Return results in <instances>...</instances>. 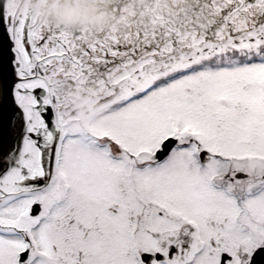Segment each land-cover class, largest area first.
<instances>
[{"label":"snow or ice","instance_id":"1","mask_svg":"<svg viewBox=\"0 0 264 264\" xmlns=\"http://www.w3.org/2000/svg\"><path fill=\"white\" fill-rule=\"evenodd\" d=\"M106 3L0 0V264H264V0Z\"/></svg>","mask_w":264,"mask_h":264},{"label":"flooded vegetation","instance_id":"2","mask_svg":"<svg viewBox=\"0 0 264 264\" xmlns=\"http://www.w3.org/2000/svg\"><path fill=\"white\" fill-rule=\"evenodd\" d=\"M24 4L34 13L54 23H66L73 27L107 24L111 19L106 0H24ZM66 10L76 18V22H66L62 18ZM69 101L76 108L80 119L92 122L105 119L104 109L91 95L73 91L69 94Z\"/></svg>","mask_w":264,"mask_h":264},{"label":"clouds","instance_id":"3","mask_svg":"<svg viewBox=\"0 0 264 264\" xmlns=\"http://www.w3.org/2000/svg\"><path fill=\"white\" fill-rule=\"evenodd\" d=\"M62 18L66 20V22H76V18L74 16H70L67 10L62 14Z\"/></svg>","mask_w":264,"mask_h":264}]
</instances>
